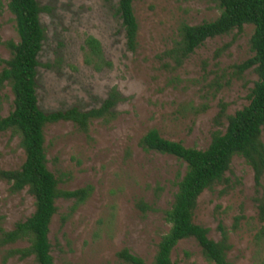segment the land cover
<instances>
[{"label": "rangeland", "instance_id": "obj_1", "mask_svg": "<svg viewBox=\"0 0 264 264\" xmlns=\"http://www.w3.org/2000/svg\"><path fill=\"white\" fill-rule=\"evenodd\" d=\"M44 10L40 23L45 40L38 56L37 96L45 113L99 108L111 88L124 98L109 123L90 122L86 133L71 122L43 129L47 169L58 189L90 186L83 204L59 198L50 223L49 242L55 264H126L117 254L127 249L150 264L157 244L168 230L169 210L185 166L170 155L144 151L141 137L150 129L186 148L203 150L211 134L223 132L226 119H217L221 104L233 115L248 103L257 75L254 68L238 74L235 66L252 57L253 26L207 39L187 59L175 64L165 52L179 40L182 25H200L219 16L216 0H135L137 48L126 49L115 0H37ZM8 0H0V71L10 58L5 46L17 41ZM92 36L101 44L110 69L94 71L83 62V42ZM49 66V67H47ZM9 88H0V117L11 110ZM264 144V126L261 132ZM24 154L18 136L0 134V171L16 170ZM264 178L255 185L253 172L234 157L224 178L198 198L195 224L220 240L219 226L230 246L231 264H255L260 247L254 235L259 221L258 200ZM26 190L12 193L0 179V229L10 231L33 212ZM17 241L0 248V264H35L8 256L23 248ZM178 264H209L193 239L178 243L171 254Z\"/></svg>", "mask_w": 264, "mask_h": 264}, {"label": "trees", "instance_id": "obj_2", "mask_svg": "<svg viewBox=\"0 0 264 264\" xmlns=\"http://www.w3.org/2000/svg\"><path fill=\"white\" fill-rule=\"evenodd\" d=\"M115 1L126 49L133 53L137 48L138 30L133 11L135 0ZM216 1L219 16L200 25H182L179 40L165 55L172 58L175 64H180L207 39L251 25L253 33L249 44L253 55L234 69L241 74L254 68L257 80L247 97L248 103L233 115L226 116V106L221 104L217 119L225 118L226 126L223 132L216 130L211 134L210 142L203 150L186 148L180 142L167 140L156 129L148 130L141 137L139 146L142 150L173 156L185 166L171 206L165 212L169 230L161 236L150 264H178L172 261L171 254L178 243L186 239L197 243L209 264H231L227 260L230 246L221 226L218 227L220 240L213 241L208 237V229L193 221L197 200L205 190L224 178L234 157H241L251 168L256 186L259 187L264 178V144L261 141L264 126V0ZM6 8L13 18L17 41L5 43L10 58L4 61L5 66L0 71V88H9L12 101L11 110L0 117V134L10 131L18 136L24 159L16 170L0 171V179L9 184L12 193L26 190L33 198L34 210L26 220L17 222L12 230L0 229V248L17 241H27L26 247L9 250L8 256H17L21 260L32 257L35 264H55L48 235L51 220L57 211L56 201L59 198L73 200L72 209H75L85 202L92 188L58 189L57 179L46 166L43 129L47 124L65 121L86 133L94 120L105 123L113 120L115 106L124 98L114 87L99 108L87 112L70 108L45 114L39 108L37 96L38 56L45 40L40 14L44 9L37 0H8ZM82 49L84 64L94 71L111 68V63L103 56L101 44L94 37L87 36ZM258 217L260 222H264V195L258 200ZM254 238L260 247L255 264H264V224ZM117 257L126 264H145L127 249L120 251Z\"/></svg>", "mask_w": 264, "mask_h": 264}]
</instances>
